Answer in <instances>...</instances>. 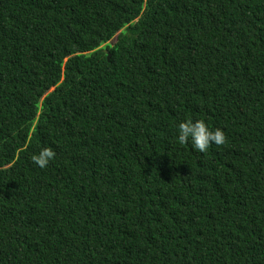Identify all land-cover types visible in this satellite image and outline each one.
<instances>
[{"label":"trees","instance_id":"trees-1","mask_svg":"<svg viewBox=\"0 0 264 264\" xmlns=\"http://www.w3.org/2000/svg\"><path fill=\"white\" fill-rule=\"evenodd\" d=\"M0 264H264V0H0Z\"/></svg>","mask_w":264,"mask_h":264},{"label":"clouds","instance_id":"clouds-1","mask_svg":"<svg viewBox=\"0 0 264 264\" xmlns=\"http://www.w3.org/2000/svg\"><path fill=\"white\" fill-rule=\"evenodd\" d=\"M177 141L181 145L190 141L194 150L203 153L207 152L213 143L217 146L224 145L226 136L222 129L210 130L202 119L196 121L189 119L179 123ZM55 156V151L51 147H46L41 149L39 154L33 155L31 160L38 167L46 168L49 162L55 159Z\"/></svg>","mask_w":264,"mask_h":264},{"label":"water","instance_id":"water-1","mask_svg":"<svg viewBox=\"0 0 264 264\" xmlns=\"http://www.w3.org/2000/svg\"><path fill=\"white\" fill-rule=\"evenodd\" d=\"M105 52H106V54L108 55V60H110V59H111V54L109 53L108 50H105Z\"/></svg>","mask_w":264,"mask_h":264}]
</instances>
